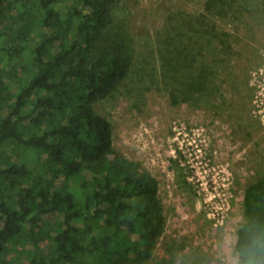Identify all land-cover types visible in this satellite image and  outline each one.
<instances>
[{"label": "trees", "instance_id": "1", "mask_svg": "<svg viewBox=\"0 0 264 264\" xmlns=\"http://www.w3.org/2000/svg\"><path fill=\"white\" fill-rule=\"evenodd\" d=\"M227 1L170 11L154 38L117 17L121 0H0V264L153 258L166 227L159 181L116 149L100 106L136 89L214 107L223 75L237 81L218 23ZM239 6L257 19L253 0ZM27 8L36 13L23 26ZM243 206L240 228L264 227V173ZM167 252L155 264H192Z\"/></svg>", "mask_w": 264, "mask_h": 264}, {"label": "rangeland", "instance_id": "2", "mask_svg": "<svg viewBox=\"0 0 264 264\" xmlns=\"http://www.w3.org/2000/svg\"><path fill=\"white\" fill-rule=\"evenodd\" d=\"M240 1H227L229 8L218 19L235 50L224 58L232 56L226 67L237 81L223 75V97L211 102L214 107L176 108L164 92L136 89L100 106L114 126L116 149L158 179L166 219L152 259L123 252L118 264H155L172 255L167 250L192 264H211L219 239L236 233L244 221L245 190L264 173V0H253L257 19ZM121 2L117 17L127 20L130 30L139 26L155 38L170 11L198 13L206 0ZM35 13L22 10L23 26ZM138 96L140 110L132 101Z\"/></svg>", "mask_w": 264, "mask_h": 264}, {"label": "clouds", "instance_id": "3", "mask_svg": "<svg viewBox=\"0 0 264 264\" xmlns=\"http://www.w3.org/2000/svg\"><path fill=\"white\" fill-rule=\"evenodd\" d=\"M211 264H264V227L249 221L236 233L223 235Z\"/></svg>", "mask_w": 264, "mask_h": 264}]
</instances>
